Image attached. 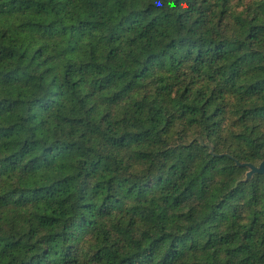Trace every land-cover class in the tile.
Instances as JSON below:
<instances>
[{"label": "clouds", "instance_id": "9594fccd", "mask_svg": "<svg viewBox=\"0 0 264 264\" xmlns=\"http://www.w3.org/2000/svg\"><path fill=\"white\" fill-rule=\"evenodd\" d=\"M0 264H264V0H0Z\"/></svg>", "mask_w": 264, "mask_h": 264}]
</instances>
